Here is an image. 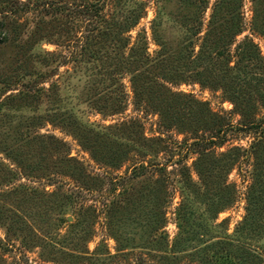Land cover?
<instances>
[{
    "label": "trees",
    "instance_id": "obj_1",
    "mask_svg": "<svg viewBox=\"0 0 264 264\" xmlns=\"http://www.w3.org/2000/svg\"><path fill=\"white\" fill-rule=\"evenodd\" d=\"M105 1L0 0V44L10 39V33L16 37L22 32L20 19L29 10L50 15L82 13L93 16L95 19L88 21L79 52L86 62H98L91 68L94 76L89 81V90L95 89L93 105L103 114L122 112L129 93L120 80L124 74H129L132 104L157 115L161 130L186 133L179 141L168 135L166 138L147 136L144 124L137 117L97 129L80 122L71 113L53 114L56 120L77 130L82 145L90 150L95 160L118 167L131 151L157 156L160 151L173 150L180 155L181 158L173 162L179 165L173 171L168 170L169 163L145 159L134 165V170L156 171L159 177L153 179L151 176L149 182L131 187L132 190L113 191L117 197L107 205L111 216L121 213L127 203L137 213L138 220L143 217L150 237L147 253L164 264H180L186 258L187 264H259L260 254L248 244L236 245L227 237L201 245L193 242H201V238L212 231L204 214L211 216L235 202L237 187L228 183L227 178L246 157L251 159L252 169L246 190L245 225H248V232L264 230V114L261 113L264 110V58L254 40L255 35L264 36V0H251L250 9L245 7L244 0H215L211 6L209 0H178L176 10L160 9L152 21L151 40L157 47L154 51H150L151 42L145 30L137 32L135 37L131 35L146 13L147 1L112 0L114 12L111 16L104 12ZM156 2L163 4L164 1ZM209 7L211 13L206 20ZM248 10H252L251 17ZM166 22L176 36L168 37L163 33ZM41 30L38 27L37 32ZM246 31L249 33L237 42V37ZM51 55L54 53H48ZM70 59L78 60L75 53ZM42 60L47 61V57ZM190 82L220 90L233 107L230 111H213L208 100L178 90L183 83ZM48 91L49 97L58 104L60 87L52 84ZM233 114L238 115L236 121ZM235 132L254 134L250 148L232 145L217 151L229 141L230 133ZM100 148L106 152L99 155ZM185 153L195 155L191 165L183 163ZM69 161L75 166L79 163L80 176L75 178L86 186L81 163L75 158ZM194 174L198 180L194 179ZM128 176L115 175L113 178L124 184L131 180ZM175 193L180 196L175 209L179 231L170 242L165 226L167 207ZM200 196L203 200H199ZM198 203L205 205V213L200 217H196ZM131 254L138 255V260L142 255L136 251ZM89 264L105 263L89 258Z\"/></svg>",
    "mask_w": 264,
    "mask_h": 264
},
{
    "label": "rangeland",
    "instance_id": "obj_2",
    "mask_svg": "<svg viewBox=\"0 0 264 264\" xmlns=\"http://www.w3.org/2000/svg\"><path fill=\"white\" fill-rule=\"evenodd\" d=\"M144 1H147L146 13L131 35L135 37L137 32L145 30L151 42L150 51H154L157 47L151 40L153 19L160 9L165 12L176 10L179 1L163 0V4L156 0ZM209 1L211 6L215 0ZM244 3L246 8L252 7L251 0H244ZM104 12L107 16L113 15L112 0L105 1ZM210 13L211 7L205 13L206 20ZM247 13L252 16V10ZM94 19L82 13L50 15L29 10L20 19L22 32L16 37L10 33V39L0 44V264H89V258L105 264H164L147 253L150 237L144 227V218L138 220L137 213L127 203L121 213L111 216L107 205L117 197L113 191L130 190L149 182L151 176L153 179L159 177L156 171L134 170L133 166L142 159L169 163L168 170L173 171L179 166L173 162L180 159V155L173 150L160 151L157 156L131 151L117 167L92 158L90 150L82 145L77 130L53 116L71 113L80 122L97 129L137 117L144 124L147 136L166 138L168 135L179 141L185 137L182 130H161L157 115L132 104L129 74H124L120 80L129 93L122 112L103 114L93 105L95 89L89 90V81L94 76L91 68L98 62H86L79 52L88 21ZM38 27L42 29L41 34L37 32ZM162 29L166 36H176L168 22ZM248 33L239 35L237 42ZM254 40L264 58V36L255 35ZM24 44L29 48L25 49L27 45ZM21 45L25 47L21 49ZM48 53L54 55L50 57ZM73 53L77 55V61L70 59ZM45 56L47 61L42 60ZM52 84L60 87L58 104L49 97L48 88ZM178 90L208 100L213 111H230L233 107L222 97L220 90L203 88L199 83H183ZM261 113L264 114V110ZM232 117L236 121L238 115ZM161 131L164 134H160ZM253 135L230 133L229 141L217 151L232 145L249 149ZM99 151V155L106 152L101 148ZM194 157V154L185 153L182 161L191 165ZM70 158L81 163L86 186L75 178L80 176L81 169L79 163L73 165ZM168 159L172 160L168 162ZM251 169L252 161L246 157L241 165L230 171L227 182L237 187L235 202L211 216L204 214L212 231H208L201 242L195 240L193 243L201 245L205 241L227 237L236 245L245 243L255 248L262 259L259 264H264V230L248 232V225H245L248 213L246 190ZM115 175H129L131 180L123 184L113 178ZM171 175L174 177L173 173ZM193 177L198 180L195 174ZM203 198L200 196L199 200ZM179 203L180 196L175 193L167 207L165 230L170 242L179 231L175 216ZM198 205L196 217H200L205 208L204 203ZM132 251L142 253L141 259L131 254ZM71 255L88 259H76ZM184 263H188L187 258L180 264Z\"/></svg>",
    "mask_w": 264,
    "mask_h": 264
}]
</instances>
